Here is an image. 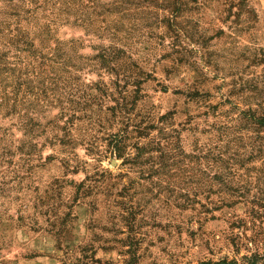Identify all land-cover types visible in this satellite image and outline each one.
I'll list each match as a JSON object with an SVG mask.
<instances>
[{
  "label": "rangeland",
  "instance_id": "1",
  "mask_svg": "<svg viewBox=\"0 0 264 264\" xmlns=\"http://www.w3.org/2000/svg\"><path fill=\"white\" fill-rule=\"evenodd\" d=\"M143 1L104 15L117 40L74 13L52 25V53L61 48L69 65L54 70L67 81L53 99L22 88L15 101V82L0 72L10 98L0 109V264L264 255V125L255 121L264 116V0ZM24 2L0 0L8 60L14 24L25 36L36 30L37 14L13 15L31 7ZM173 11L177 34L161 22ZM113 46L120 59L102 58ZM30 118L34 130L21 128ZM114 134L125 136L122 159Z\"/></svg>",
  "mask_w": 264,
  "mask_h": 264
},
{
  "label": "trees",
  "instance_id": "2",
  "mask_svg": "<svg viewBox=\"0 0 264 264\" xmlns=\"http://www.w3.org/2000/svg\"><path fill=\"white\" fill-rule=\"evenodd\" d=\"M31 7L27 8L26 10H16V8L10 7L13 12H19V14L14 13V16L20 17V15L26 14V17L32 18L34 14H37L36 17L38 20H35L36 24V30L34 32V35L29 37L25 36V32H22V29L19 27L20 22L16 23V28L14 24V28H11L8 32L7 38L9 39V42L7 43L8 47H12L15 49V53L11 56L10 60L7 59L8 54H10V50H5V52L0 53V72L4 74V76L7 77V79L12 80L15 82V85L13 86L14 91L12 93L15 94L14 100H18L20 90L22 88H25V93H28V95L35 97L34 100L41 101L42 98L45 100L49 98H55L57 97V91H60L63 89V85H59L61 83H66L67 79L65 77L58 76L54 73V70L56 69V66L61 67V69L69 68L68 63L63 58V54L61 53L62 49L58 48L56 49V53H52L53 46L50 44V41L52 40V31H53V24L56 26L57 20H62V17L64 15H70L74 13L76 17H78V20H82L87 17L90 18L89 24H92L94 26V29H97L100 31V33H103L104 31H109V33L114 36V39L117 40V37L119 35L120 30H116L115 28H107L103 26V24L106 23V18L104 15L106 13H110L112 15L118 14V10L120 7L119 4L123 2H128L129 0H109L108 3L111 2V4L103 3L102 0H44L43 2H39L38 0H28ZM61 1L60 7L57 6V3ZM142 0H140L141 2ZM148 0H144L143 2L147 3ZM151 2L153 0H150ZM162 4L167 5L173 3L174 6L178 7L179 2L184 3L185 0H160ZM247 1L249 0H240L239 5L246 6ZM29 5V6H30ZM117 6V7H114ZM178 9V8H175ZM174 9V11H175ZM40 10L44 12L42 14L41 18L39 17ZM55 10H60V13H55ZM173 11L172 14L164 16V18L161 20V22H165L168 24L170 28H172L174 33H180V29H174L173 28V18L175 12ZM50 16L52 18L50 19ZM33 19V18H32ZM43 19H47L48 22H41ZM99 23L102 24V26L99 25ZM167 26V25H166ZM33 37L37 38L38 41L41 42V47L37 48L35 46V39ZM122 48H119L117 46L109 47L108 51H105L102 58H106L108 55L109 58H118L120 59V54L115 51H121ZM115 50V51H114ZM125 56V52H122ZM122 56V55H121ZM12 61V62H10ZM68 65V66H67ZM134 66H137V63L134 64ZM27 76V77H26ZM41 77L44 78V81H41ZM28 78V79H27ZM26 80H33L36 82H41L43 84V88H36L31 85H29L28 81ZM3 79H0V94L2 96L0 97V109H3L4 107L7 109L8 107L5 106L6 103L8 105L9 97L8 92L6 90H2L1 82ZM40 84V83H39ZM50 85V87H47V85ZM7 87V86H6ZM36 89V90H35ZM60 99V98H59ZM20 102L24 104H30L29 108L32 106L31 100H20ZM167 116H162L160 118V123H162L164 120H166ZM255 121L257 124L264 125V116L260 118H255ZM33 119L30 118L29 121L21 122V128L24 130H30L33 131L34 127L37 126V124L34 126V123L32 124ZM52 125V123H51ZM39 126V125H38ZM65 129V127H64ZM3 134L5 136H8L9 133L7 131H3ZM125 141L124 134H114L110 138V148L114 151V153L122 159V153H123V147ZM6 148L3 149V152L5 153ZM12 155V154H10ZM8 157V156H7ZM4 157V154L1 156V160L5 161L8 158ZM203 264H210L209 262H205ZM222 264H238L237 260H233L230 262H223ZM242 264H264V255L261 254H253L252 256H245L243 258Z\"/></svg>",
  "mask_w": 264,
  "mask_h": 264
}]
</instances>
